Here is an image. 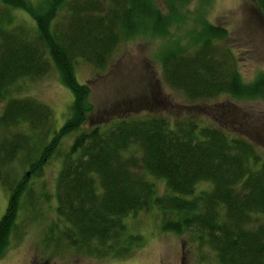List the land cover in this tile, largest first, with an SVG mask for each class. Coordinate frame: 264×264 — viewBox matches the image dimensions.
<instances>
[{
  "label": "trees",
  "instance_id": "obj_1",
  "mask_svg": "<svg viewBox=\"0 0 264 264\" xmlns=\"http://www.w3.org/2000/svg\"><path fill=\"white\" fill-rule=\"evenodd\" d=\"M153 1L40 0L31 5L25 0H0L4 8L23 11L32 22L26 32L0 23V97L19 78L43 74L50 63L72 96L69 118L41 144L37 161L28 162L39 148L32 144L31 132L0 138V185L9 193L0 218V257L27 180L25 173L20 179L10 175L5 166L20 150L29 174H36L37 165L61 137L78 130L85 120L89 107L83 100L89 91L76 81L75 60L98 69L122 39L145 30L157 36L167 33L176 14L161 15ZM252 2L264 18V0ZM225 36L222 27L202 22L190 49L165 47L158 66L168 86L192 101L220 94L264 100L263 76L243 85L233 54L214 42ZM3 106L2 129L24 124L35 132L52 116L49 107L30 98H10ZM224 130L199 120L172 121L163 114L144 113L122 116L111 127L80 131L62 154L54 184L57 216L64 223L61 237L85 253H112L125 229L123 218L155 206L162 230L188 232L215 253L219 264H264V163L249 141ZM155 180L164 183L165 192L156 191ZM203 183L210 186L196 192ZM27 204L32 207L30 200ZM128 237L138 246L140 236ZM126 254L124 249L114 253Z\"/></svg>",
  "mask_w": 264,
  "mask_h": 264
},
{
  "label": "rangeland",
  "instance_id": "obj_2",
  "mask_svg": "<svg viewBox=\"0 0 264 264\" xmlns=\"http://www.w3.org/2000/svg\"><path fill=\"white\" fill-rule=\"evenodd\" d=\"M25 1L37 5L40 0ZM99 1L104 3V0ZM168 1L171 0L153 1L161 15L169 17L171 12L176 14L163 36L145 30L129 39H122L104 66L98 69L84 60L74 61L76 81L86 85L89 91L83 100L89 110L78 130L61 137L52 153L46 154V160L37 165L38 173L29 174L28 163L22 161L20 150L5 166L10 175L20 179L25 173L27 180L0 264H219L215 253L205 244L195 241L188 232L178 235L162 230L161 213L155 206L123 218L125 229L113 244L116 248L112 253L95 256L74 249L59 232L64 223L57 216L54 184L61 168L62 154L80 131L94 126L111 127L114 120L122 116L142 117L144 113H157L166 115L172 121L175 118L193 119L223 127L229 135L249 141L259 162L264 163V100L233 99L227 94H220L214 99L192 101L168 86L158 66L159 54L165 47H179L187 51L192 47L190 43L194 33L199 31L202 22H207L222 27L226 32L224 38L214 42L233 54L235 72L243 85L260 75L264 78V18L254 9L252 0H189L177 4ZM0 16V23L4 26H19L24 32L32 26L26 13L4 8L2 4ZM59 80L50 63L43 74L36 78H19L8 88L6 95L0 97V114L10 98H30L51 110L49 122L38 131L33 132L24 124L0 127V138L18 132L27 135L31 132V142L39 148L29 163L40 158L41 144L49 141L53 130L59 129L62 122L69 118L71 92ZM42 131L47 136L42 137ZM155 183L158 193L165 192L161 180H155ZM208 186V183L200 184L195 191ZM8 194L0 185V218L7 205ZM28 200L32 207L27 204ZM134 234L140 236L136 242L138 246L128 237ZM120 249L128 250V254L114 255Z\"/></svg>",
  "mask_w": 264,
  "mask_h": 264
}]
</instances>
